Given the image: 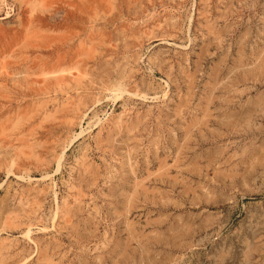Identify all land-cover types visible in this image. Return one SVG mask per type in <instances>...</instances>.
<instances>
[{"label":"rangeland","instance_id":"obj_1","mask_svg":"<svg viewBox=\"0 0 264 264\" xmlns=\"http://www.w3.org/2000/svg\"><path fill=\"white\" fill-rule=\"evenodd\" d=\"M0 264H264V0H0Z\"/></svg>","mask_w":264,"mask_h":264}]
</instances>
